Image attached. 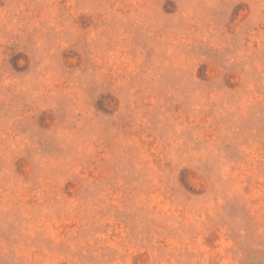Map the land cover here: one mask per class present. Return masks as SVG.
Instances as JSON below:
<instances>
[{
  "label": "rangeland",
  "instance_id": "rangeland-1",
  "mask_svg": "<svg viewBox=\"0 0 264 264\" xmlns=\"http://www.w3.org/2000/svg\"><path fill=\"white\" fill-rule=\"evenodd\" d=\"M0 264H264V0H0Z\"/></svg>",
  "mask_w": 264,
  "mask_h": 264
}]
</instances>
